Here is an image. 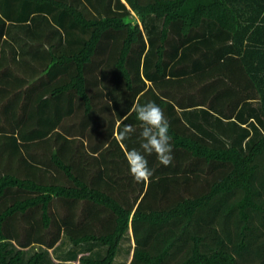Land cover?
Masks as SVG:
<instances>
[{
	"label": "trees",
	"instance_id": "obj_1",
	"mask_svg": "<svg viewBox=\"0 0 264 264\" xmlns=\"http://www.w3.org/2000/svg\"><path fill=\"white\" fill-rule=\"evenodd\" d=\"M244 1L258 3L0 0V264H22L23 249H50L62 234L105 248L82 264H113L123 237L133 250L121 264H264V132L213 144L179 113L200 99L169 93L210 40L201 26L242 34ZM148 100L168 119L172 161L149 155L152 175L138 181L124 152L141 139L131 105ZM259 100L264 118V88Z\"/></svg>",
	"mask_w": 264,
	"mask_h": 264
},
{
	"label": "crops",
	"instance_id": "obj_2",
	"mask_svg": "<svg viewBox=\"0 0 264 264\" xmlns=\"http://www.w3.org/2000/svg\"><path fill=\"white\" fill-rule=\"evenodd\" d=\"M245 2L239 6V32L244 36L234 37L213 23H209L206 29L201 26L197 33L201 39L210 40L195 45L189 59H184L185 64L182 65L192 66L191 79L172 85L169 92L177 94L180 91L183 95L186 93L185 96L200 99L199 105L179 110L181 118L211 143L221 146L244 144L252 136L254 128L259 133L264 132L259 100L260 91L264 88V10L259 9L260 0L257 1L259 5ZM247 25L250 27L245 30ZM178 54L181 55V51ZM16 78L24 80L25 77ZM27 78L31 80V77ZM145 85L148 88L152 82L145 79ZM165 91L162 88L157 90L161 96ZM235 106L237 108L234 109ZM220 111L231 114L232 118L220 117Z\"/></svg>",
	"mask_w": 264,
	"mask_h": 264
},
{
	"label": "clouds",
	"instance_id": "obj_3",
	"mask_svg": "<svg viewBox=\"0 0 264 264\" xmlns=\"http://www.w3.org/2000/svg\"><path fill=\"white\" fill-rule=\"evenodd\" d=\"M131 111L135 113L139 128L138 135L141 139L139 148H126L124 160L133 179L147 181L152 175L147 158L149 155H154L155 159L164 166L172 161L169 122L160 105L151 100L133 103ZM130 131L131 126L124 124L118 131L117 140L123 142Z\"/></svg>",
	"mask_w": 264,
	"mask_h": 264
},
{
	"label": "rangeland",
	"instance_id": "obj_4",
	"mask_svg": "<svg viewBox=\"0 0 264 264\" xmlns=\"http://www.w3.org/2000/svg\"><path fill=\"white\" fill-rule=\"evenodd\" d=\"M133 239V238H132ZM124 240V237H123ZM122 240L119 251L116 254L115 261L113 264H121V262L126 261L127 254L132 252L130 247L131 242L127 239ZM129 245V246H128ZM8 248L17 249L14 243H9ZM35 252L43 253V260L41 264H56L58 262L71 263V264H82L81 259L90 258V259H100L105 253V248L97 243L91 244H81L79 246H73L67 239V237L62 234L59 241L50 249H46L39 245H30L29 247L23 249L22 264ZM131 255V253H130Z\"/></svg>",
	"mask_w": 264,
	"mask_h": 264
}]
</instances>
